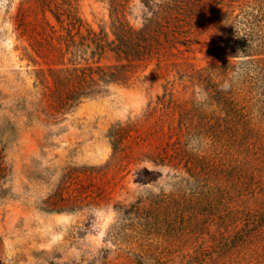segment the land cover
Instances as JSON below:
<instances>
[{"label": "rangeland", "instance_id": "374dc122", "mask_svg": "<svg viewBox=\"0 0 264 264\" xmlns=\"http://www.w3.org/2000/svg\"><path fill=\"white\" fill-rule=\"evenodd\" d=\"M243 1L224 38L204 7L190 49L73 101L79 68L115 62L81 39L112 36L109 0H72L84 23L69 48L43 0H0V264H264L251 231L264 209V26L247 27L264 24V0ZM142 14L127 0L130 23ZM172 60L207 66L210 81Z\"/></svg>", "mask_w": 264, "mask_h": 264}, {"label": "trees", "instance_id": "16d2710c", "mask_svg": "<svg viewBox=\"0 0 264 264\" xmlns=\"http://www.w3.org/2000/svg\"><path fill=\"white\" fill-rule=\"evenodd\" d=\"M143 3L142 21L139 26L130 23L126 16L127 0H109L110 3V32L104 26H101L98 31L88 29L87 34L81 35V39H88L93 43V53L101 57L103 53L109 51L113 54L115 62L109 64L97 63L96 66L86 64L80 69L77 75V83H75L70 91L69 98L73 101H78L81 96L87 95L92 90L107 83L127 84L133 73V66L141 61L156 58L159 65L162 59L169 58L175 55L176 51L190 49L191 43L194 41L191 30V23L194 21V15L197 12L202 13V9L207 7L208 11L213 13L210 18L214 20L216 32L219 37L224 38V34L228 32L234 20L239 17H244L246 7L250 2L243 0H141ZM44 5L50 9L59 23L57 30L62 32L60 37L65 41L69 48L75 41V35L79 34V29L83 25V19L76 14L75 6L72 0H43ZM62 4H66L63 7ZM236 6H239L241 11L232 15ZM261 9H253L259 16L264 19V4ZM244 8V9H243ZM244 10V11H243ZM255 14V13H254ZM257 16V14H256ZM251 25L247 27L250 30L261 28L264 24H259V21H251ZM254 25V27L252 26ZM76 29V31H74ZM89 42L87 44H89ZM228 39V43H229ZM184 46V48H181ZM223 62H226L227 54L222 55ZM175 68H184L185 75L195 84H199L203 80L210 81L208 67L196 68L192 67L189 61L169 62ZM168 65V63H167ZM74 69L66 68L69 74H72ZM57 72V86L61 84L58 73L59 68L52 69ZM181 74V73H180ZM214 85V83H213ZM218 85V86H217ZM217 95V102L222 103L223 107L230 110L235 103L228 95L222 92L219 84H215L213 88ZM62 97V95L60 94ZM231 100V101H230ZM232 102V105H231ZM229 108V109H228ZM1 154V152H0ZM0 155V182L3 177V165ZM250 164V163H249ZM251 167V164H250ZM4 196L0 185V198ZM60 194L52 196L47 205H54L58 202ZM49 209L61 210V207H48ZM256 215L262 216L260 222L255 223V228L264 233V209ZM250 231V232H251ZM249 232L242 231L239 240L250 243Z\"/></svg>", "mask_w": 264, "mask_h": 264}, {"label": "clouds", "instance_id": "9594fccd", "mask_svg": "<svg viewBox=\"0 0 264 264\" xmlns=\"http://www.w3.org/2000/svg\"><path fill=\"white\" fill-rule=\"evenodd\" d=\"M229 87H230V84H229L228 82H226V83L223 85L224 90H227Z\"/></svg>", "mask_w": 264, "mask_h": 264}]
</instances>
